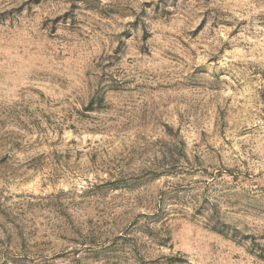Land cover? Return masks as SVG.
Segmentation results:
<instances>
[{
  "label": "rangeland",
  "instance_id": "rangeland-1",
  "mask_svg": "<svg viewBox=\"0 0 264 264\" xmlns=\"http://www.w3.org/2000/svg\"><path fill=\"white\" fill-rule=\"evenodd\" d=\"M0 264H264V0H0Z\"/></svg>",
  "mask_w": 264,
  "mask_h": 264
}]
</instances>
